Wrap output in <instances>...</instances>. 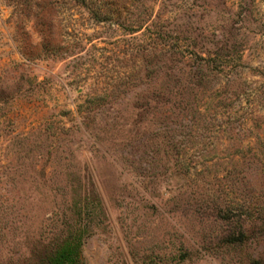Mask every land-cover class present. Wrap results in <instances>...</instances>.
<instances>
[{
	"label": "rangeland",
	"instance_id": "1",
	"mask_svg": "<svg viewBox=\"0 0 264 264\" xmlns=\"http://www.w3.org/2000/svg\"><path fill=\"white\" fill-rule=\"evenodd\" d=\"M77 240L264 264V0H0V264Z\"/></svg>",
	"mask_w": 264,
	"mask_h": 264
},
{
	"label": "trees",
	"instance_id": "2",
	"mask_svg": "<svg viewBox=\"0 0 264 264\" xmlns=\"http://www.w3.org/2000/svg\"><path fill=\"white\" fill-rule=\"evenodd\" d=\"M169 63L170 62H168V60H165L164 64L161 63L158 66H154L156 68V70L153 73L156 74V78L153 80L152 85L155 86V91H156V87H160L159 96L157 97L159 103H163L164 100L170 99L171 95H172L171 92L168 90V88H166L168 86H165V81H163V80L161 81L160 78L157 76L160 74L159 72L161 71L159 69H162V71H164V67H168ZM151 66H152V64H151ZM158 80H160V81H158ZM150 92L148 91V94ZM154 93L155 92H153V94ZM176 95H178V93H176ZM146 98L149 101H152V102L155 101V100H153L154 95H152V94ZM163 107H164V105H160L161 109ZM154 109H156V108H154ZM144 111L146 114H152L151 111L149 112L146 109ZM68 244H73V243H68V242L65 243V245L67 247L64 246L63 249L57 253V256L55 258V264H85L84 261H82L81 254L79 252L81 246H80V243L78 244V240H77V244L74 245L75 248L72 246H69ZM255 264H260V263L257 262Z\"/></svg>",
	"mask_w": 264,
	"mask_h": 264
}]
</instances>
